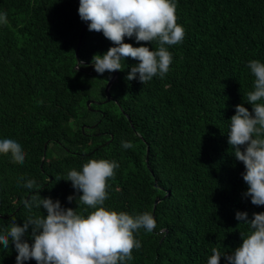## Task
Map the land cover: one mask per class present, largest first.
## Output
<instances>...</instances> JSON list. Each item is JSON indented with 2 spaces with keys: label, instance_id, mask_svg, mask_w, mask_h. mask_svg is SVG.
<instances>
[{
  "label": "trees",
  "instance_id": "obj_1",
  "mask_svg": "<svg viewBox=\"0 0 264 264\" xmlns=\"http://www.w3.org/2000/svg\"><path fill=\"white\" fill-rule=\"evenodd\" d=\"M78 3L0 0L7 14L0 25V135L19 138L27 152L23 163L0 153V226L41 215L45 210L29 212L22 203L38 193L75 208L67 197L80 193L63 179L66 172L104 158L120 165L108 180L105 205L147 211L157 223L152 233L135 234L142 246L128 264H206L212 248L230 253L248 230L236 211L249 219L264 211L244 196V165L227 142L234 106L251 111L246 93L254 77L247 63L264 62V0H176L185 36L167 46L169 71L145 84L129 81L137 61L126 58L107 102L113 71L98 74L91 59L112 42L86 23L76 57L85 23ZM122 140L132 147L123 149ZM20 178H34V189L17 183ZM16 254L11 243L0 248V264H15Z\"/></svg>",
  "mask_w": 264,
  "mask_h": 264
},
{
  "label": "clouds",
  "instance_id": "obj_2",
  "mask_svg": "<svg viewBox=\"0 0 264 264\" xmlns=\"http://www.w3.org/2000/svg\"><path fill=\"white\" fill-rule=\"evenodd\" d=\"M176 0H79L78 15L87 23L89 31L101 32L112 42L102 54H94L91 65L98 74L121 70V61L132 58L137 63L130 66L126 79H137L142 84L154 77L163 78L169 71L173 57L167 46L183 41L185 30L177 23ZM7 23V14L0 11V25ZM134 39L139 46L125 42ZM147 42V43H140ZM156 47H152V43ZM151 45V47H149ZM254 77L252 89L246 93V102L235 105L229 118L227 142L232 155L243 162V181L247 185L244 196L253 205H264V62L257 59L247 63ZM123 149L132 144L121 141ZM10 152L13 160L23 163L27 152L21 140L12 135H0V153ZM120 167L115 160L89 159L80 169L72 168L66 178L78 196L76 207H63L59 199L38 194L22 201L29 212L43 209L41 215H28L22 224L12 218L10 225L0 226V248L11 243L16 250L15 264L30 259L36 264H128L132 250L141 248L135 234L143 229L152 233L157 227L154 216L145 211L130 214L105 205L109 198L108 180ZM22 186L32 190L34 178H20ZM85 205L83 211H77ZM46 213V214H45ZM235 219L247 226L240 233L242 242L230 253L211 249L206 264H264V211L248 218L246 211H236ZM161 233L163 229L160 230ZM26 237H30V240Z\"/></svg>",
  "mask_w": 264,
  "mask_h": 264
},
{
  "label": "water",
  "instance_id": "obj_3",
  "mask_svg": "<svg viewBox=\"0 0 264 264\" xmlns=\"http://www.w3.org/2000/svg\"><path fill=\"white\" fill-rule=\"evenodd\" d=\"M85 25H86V22L84 23L82 29H81V32L79 34V38H78V42H77V47H76V57L78 58V50H79V47H80V43H81V39H82V36H83V32H84V28H85ZM116 75H117V71L116 70H113V74L112 76L110 77V79L107 81L106 83V86L104 88V91H105V94H106V99L104 100V102H107L109 99H110V93H109V88L112 84V82L115 80L116 78ZM92 102V100H87V105L89 106V104ZM158 201V198L155 199V204L156 202Z\"/></svg>",
  "mask_w": 264,
  "mask_h": 264
}]
</instances>
